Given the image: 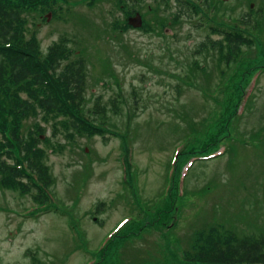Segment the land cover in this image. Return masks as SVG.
<instances>
[{"label": "rangeland", "instance_id": "rangeland-1", "mask_svg": "<svg viewBox=\"0 0 264 264\" xmlns=\"http://www.w3.org/2000/svg\"><path fill=\"white\" fill-rule=\"evenodd\" d=\"M131 1L124 7L117 0H97L91 5L88 0H61L54 18L26 15L28 34L34 33L43 52L62 38L70 40L75 52L71 60H86L85 104L93 108L98 103L107 116L91 115L98 123L105 122V131L93 137L41 119L22 124L25 133L38 125L46 129L39 148L55 181V203L44 211L35 207L31 194L0 189V264H171L181 250H189L197 233L218 224L241 237L264 230L263 68L250 76L233 120L237 131L233 141L225 140L207 156L187 159L178 175L175 168V158L182 152L200 151L198 143L208 145L206 152L213 149L205 133L200 132V139L191 146L183 139L190 133L187 122H199L214 107L230 109L226 101L244 71L264 66L263 4L260 0H206L211 6L207 10V2H200L205 14L182 16L173 25L179 11L176 0ZM130 9L132 16L141 14L142 27H118L127 21ZM249 12L253 25L259 22L261 29L240 27V33L253 39V47L241 49L240 57L231 63L233 67L241 59L238 72L220 63V69L234 78L225 102H217L223 96L219 99L218 94L204 92L205 85L213 91L229 73L221 75L216 68L218 51L211 46L221 38L210 27L234 30V23ZM164 23L171 27L162 29ZM202 43L209 54H196ZM194 59L206 62L209 81L193 77ZM237 101L236 97L233 102ZM112 132L126 136L133 189L125 184L129 170L123 140ZM220 153L224 154L203 159ZM171 192L180 195L172 214L168 207L166 216L153 223L161 209H167ZM163 197L166 202L161 204Z\"/></svg>", "mask_w": 264, "mask_h": 264}, {"label": "trees", "instance_id": "trees-1", "mask_svg": "<svg viewBox=\"0 0 264 264\" xmlns=\"http://www.w3.org/2000/svg\"><path fill=\"white\" fill-rule=\"evenodd\" d=\"M60 1L0 0V189L19 193L21 196L31 194L35 207L44 211H49L50 206L55 203L52 190L55 181L45 162V153L43 149L39 148L41 137L46 129L38 125L28 129L25 133L22 124L32 119H41L55 125L64 124L66 129L84 131L93 137L105 131V122L98 123L91 115L101 116L104 114L107 116L106 108H101L98 103L93 108H88L85 104L86 60L82 57L71 60L75 52L69 47L70 40L62 38L59 42L53 43L46 52H43L34 33L33 35L28 34L27 13H42L46 16L45 19L50 14L54 18ZM88 1L91 5L97 0ZM154 1L164 4L167 0ZM198 1L192 0L189 4L187 0H177L179 11L172 21L173 25H178L182 16L194 18L205 14L202 8H198L197 5H200ZM138 2L140 0H134L131 1V4ZM129 3L130 0H117V4L124 7H128ZM205 7L210 8V4L207 2ZM130 11L131 9L127 11L128 17L132 16ZM158 23L162 25V21H158ZM236 23H234V30L230 27L227 29L211 27L212 34L221 38L220 42L212 41L211 46L212 50L218 51L214 58L218 62L216 68L221 72V75H224L225 72L229 73V71L220 69V63L231 68L234 59L240 57L241 49L246 47L249 51L253 47V39L240 33L241 26H244L246 31L249 27L251 28L253 25L251 17L243 16ZM144 25L149 26L148 23H144ZM195 26L199 28L201 24ZM118 27L131 28L128 20ZM165 27H168L167 23H164L162 29ZM252 27L254 30H258L261 29V24L257 22ZM209 51L207 44L202 43L196 54L199 55L203 52L209 54L211 52ZM209 57L211 56L207 55L206 58ZM241 64V59H236L233 67L235 70L237 69V72ZM262 68L264 69V66H256L244 71L241 81L231 93V98L226 101L228 108L229 105L232 106L230 109L222 111L219 107H214L213 111L211 109V112L207 113L199 122L194 119L187 122L190 133L183 139L189 141L191 146L194 141L200 139L199 135L202 132L207 134L206 138L211 139L213 149L206 152L208 145L198 143L200 151L191 152L187 149L182 152L175 164L177 175L187 159L195 155L198 157L207 156L225 140L233 141V136L237 133L232 128L233 120L237 117L241 102L245 97L250 76ZM190 71L193 77H201L205 81H209L206 62L199 63L198 59H194ZM231 77L234 78V75L230 76L229 73L222 84L216 85L213 91L206 84L204 92L218 94L215 97H219V99L223 96V99H216V101L225 102L227 91L233 81ZM245 81L244 86L243 82ZM236 97L238 101L234 103ZM222 113L224 118L219 120ZM62 118L65 119V123L62 122ZM101 118L104 117L101 116ZM199 123L200 125H198ZM112 133L123 140L126 152L125 165L129 170V173L127 171L125 174V182L127 180L125 184L133 189L135 186L131 176L133 164L129 157L130 149L126 136ZM196 137L197 139H195ZM190 152L191 154H189ZM127 157L130 161L127 160ZM134 196L136 197L135 193ZM179 197V194L175 195L171 192L168 195V202L165 204L167 209L163 212L164 208H162L153 223L159 222V218L166 216L168 207L172 214ZM161 200H163L161 204L166 202L164 197ZM103 205L104 203L100 204V206ZM100 208L96 212H99ZM221 226L218 224L207 231L197 233L195 239L189 243V250H181L178 253L180 254L179 259L177 260L175 257L174 260H171V264H264V230L257 235L241 237L235 232L222 230ZM131 235V233L125 234L123 239Z\"/></svg>", "mask_w": 264, "mask_h": 264}, {"label": "water", "instance_id": "water-1", "mask_svg": "<svg viewBox=\"0 0 264 264\" xmlns=\"http://www.w3.org/2000/svg\"><path fill=\"white\" fill-rule=\"evenodd\" d=\"M129 24L134 27V28H140L142 27L143 23H142V18L140 15H137L134 18H130L129 19Z\"/></svg>", "mask_w": 264, "mask_h": 264}, {"label": "flooded vegetation", "instance_id": "flooded-vegetation-1", "mask_svg": "<svg viewBox=\"0 0 264 264\" xmlns=\"http://www.w3.org/2000/svg\"><path fill=\"white\" fill-rule=\"evenodd\" d=\"M260 3H262L263 4V7H264V0H260ZM250 5H253V4H250ZM249 5V6H250ZM254 6V5H253ZM251 8H253L252 6H251ZM264 13V9L263 8H261L260 9V14L262 15ZM246 15H248V13H246Z\"/></svg>", "mask_w": 264, "mask_h": 264}]
</instances>
